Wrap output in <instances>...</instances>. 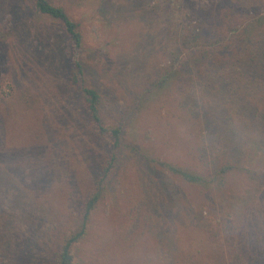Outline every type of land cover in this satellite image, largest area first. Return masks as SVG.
Instances as JSON below:
<instances>
[{
	"label": "rangeland",
	"instance_id": "obj_1",
	"mask_svg": "<svg viewBox=\"0 0 264 264\" xmlns=\"http://www.w3.org/2000/svg\"><path fill=\"white\" fill-rule=\"evenodd\" d=\"M51 1L80 24L81 46L33 0H0V264H57L111 151L110 132L94 129L68 83L74 61L101 94L105 126L125 128L76 264H216L234 251L253 264L261 180L233 172L216 190L139 151L198 173L207 159L252 160L264 172V0ZM222 21L248 28L206 61L181 52L214 40ZM177 53L188 60L178 72ZM169 70L130 117L136 94Z\"/></svg>",
	"mask_w": 264,
	"mask_h": 264
},
{
	"label": "trees",
	"instance_id": "obj_2",
	"mask_svg": "<svg viewBox=\"0 0 264 264\" xmlns=\"http://www.w3.org/2000/svg\"><path fill=\"white\" fill-rule=\"evenodd\" d=\"M33 4L36 12L39 14L59 21L63 25L71 42L74 43L75 46H81L83 36L80 24L74 21L62 6L54 4L51 0H33ZM225 24V21L217 24L219 29L218 31H220V33L217 34L214 40L212 39L208 43L191 42L189 40L190 42L187 41L184 43L181 52H187V57L189 58L191 55L197 54L203 58V61H206L210 57V54L208 55V49L212 46L223 45L228 48L234 42L241 39L243 33H245L248 28V25L245 24L246 26L244 25L245 27L243 26L242 29L231 28L230 25L228 29H226ZM222 31L225 33H222ZM186 60L187 59L181 57L180 53H177V72L180 68L184 67L186 63H188V60ZM174 73L175 71L172 70L165 72V74H163V76L156 83L137 93L134 100L126 109L129 113L128 115L130 117H135L141 111L142 107L151 95H154L161 88H165L167 86ZM68 83L82 98L94 129L98 132H105L108 130L112 138V144L109 155L101 164L100 174L94 180V188L86 198L82 211H80L77 215L74 229L66 236L60 246L57 264H76L74 248L88 234L92 212L106 191L109 177L116 166L120 163V149L124 145L123 136L125 134V128L121 124L111 125L110 128L105 126L102 113L101 94L95 87L86 82L83 66L79 61H74L72 63L68 74ZM132 148L139 151L136 147ZM139 152L144 157L148 158L150 162L157 164L184 182L199 184L210 188L214 187L216 190H222V188L228 183L230 175L233 172H236L245 174L249 179L251 178L257 181L261 180L264 185V172L257 169L253 165L252 160L243 162V160L239 159L233 162L225 161L222 164L211 160V164L208 166V159L206 158L207 160L205 161V165L207 166V170L203 173H198L174 163L154 160V158H149V156L143 152ZM203 156L205 157V150L203 151ZM262 219L259 223V234L261 237H259L254 244L255 259L253 260V264H264V218ZM216 264L242 263L239 260L238 253L234 251L233 253L227 255V260H224L222 257L220 258V261L216 262Z\"/></svg>",
	"mask_w": 264,
	"mask_h": 264
}]
</instances>
